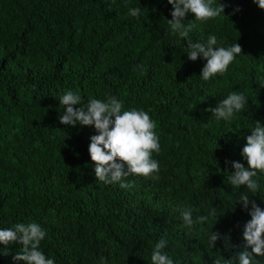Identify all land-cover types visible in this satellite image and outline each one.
<instances>
[{"label": "trees", "instance_id": "trees-1", "mask_svg": "<svg viewBox=\"0 0 264 264\" xmlns=\"http://www.w3.org/2000/svg\"><path fill=\"white\" fill-rule=\"evenodd\" d=\"M217 2L224 13L196 22L189 38L206 43L214 34L217 47L236 43L241 52L253 41L264 59V11L248 0ZM138 7V17L128 15ZM171 11L167 0H0V229L40 224L39 250L55 264H151L161 239L174 264H213L219 255L239 264L250 216L237 201L245 192L264 209V175L257 192L233 188L226 161L247 167L246 137L255 122L264 126V72L238 54L203 81L206 61L188 60L187 41L169 28ZM194 19L186 14L183 23ZM67 91L81 96L74 107L115 97L122 111H147L159 137L158 178L96 180L94 127L59 123ZM233 91L246 97L245 109L216 120L206 109ZM189 207L194 219L217 213L189 229L181 219ZM211 231L230 236L231 247L220 239L211 248ZM21 247L0 245V264H19Z\"/></svg>", "mask_w": 264, "mask_h": 264}, {"label": "clouds", "instance_id": "clouds-1", "mask_svg": "<svg viewBox=\"0 0 264 264\" xmlns=\"http://www.w3.org/2000/svg\"><path fill=\"white\" fill-rule=\"evenodd\" d=\"M257 7L264 11V0H252ZM172 6L171 20L168 25L171 33L178 34L187 41V58L195 62L198 58L206 61L200 78L209 81L217 75L228 70L236 55L241 53V47L233 44L231 47H217V36L210 34L206 43L193 42L189 33L196 27V22L206 23L224 13L225 5L217 0H167ZM238 11V9H237ZM141 8H130L128 15L138 17ZM192 14L195 19L183 23L186 14ZM141 66H137L140 68ZM59 104L64 112L59 123L65 126H92L96 135L90 137L88 153L94 163L96 180L105 184L117 183L126 180L130 175L157 179L155 173L159 171V163L153 159V153H159V137L156 134V123L149 113L144 110H123L122 102L115 97L106 101L90 99L85 106L81 104V96L67 91L62 95ZM247 104L246 97L236 91L231 92L222 99L217 106L206 109L216 120L230 121L235 114L242 112ZM246 137V144L242 148L241 156L247 162V167L241 162H228L233 171L227 179L233 188L244 186L250 192L259 190L258 175H264V126L259 121ZM202 171L207 172L204 168ZM131 183H120V187H130ZM242 210L247 211L250 220L243 227V251L239 252V264H261L254 260V256H264V209L250 201V196L242 192L237 201ZM217 209L212 207L207 215H198L193 218V209L181 210L183 226L191 229L196 225L206 224L210 216H216ZM46 231L36 222L27 225L17 223L12 228L0 229V245L8 246L18 244L22 246L13 260L19 264H55L54 259L46 258L39 250ZM223 239L225 247H231L230 236L221 237L218 232L208 234L211 248L218 240ZM166 246L163 239L156 242L151 253V264H174L167 253L162 249ZM250 249V251H249ZM102 264L105 262L102 260ZM213 264H233V260H225L218 256Z\"/></svg>", "mask_w": 264, "mask_h": 264}, {"label": "rangeland", "instance_id": "rangeland-1", "mask_svg": "<svg viewBox=\"0 0 264 264\" xmlns=\"http://www.w3.org/2000/svg\"><path fill=\"white\" fill-rule=\"evenodd\" d=\"M248 1H250V3L253 4V8L259 10L257 5L254 4L252 0H248ZM239 55L242 58V60H244L247 64L253 65L259 71L264 72V59L261 56H259L258 47L256 46L255 42L253 41L248 42L246 50L242 51Z\"/></svg>", "mask_w": 264, "mask_h": 264}]
</instances>
